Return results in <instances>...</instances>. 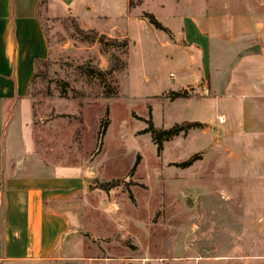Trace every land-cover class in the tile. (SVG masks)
<instances>
[{
  "label": "rangeland",
  "instance_id": "1",
  "mask_svg": "<svg viewBox=\"0 0 264 264\" xmlns=\"http://www.w3.org/2000/svg\"><path fill=\"white\" fill-rule=\"evenodd\" d=\"M140 1L126 18L125 0H89L90 11L79 14V21L42 2L38 13L50 56L30 87L28 109L3 106V174L46 173L50 165L35 161L42 156L55 166L59 161L92 172V192L78 210L83 247H69L63 254L68 259L56 264H264V112L259 107L254 124L242 115L254 83L264 77L227 73V84L216 91L209 81L212 86L213 67L211 76L191 75L207 52L190 21L204 9L211 16L226 10L222 3L230 0ZM247 1L231 7L242 12L239 4L246 8ZM149 13L173 32H156L144 16ZM177 14L185 15L188 40L200 44L193 54L176 35ZM74 25L94 28L97 39L81 40ZM217 56L210 47V64ZM109 58L123 67L110 72L106 92L80 67L89 62L107 72ZM105 116L108 124L98 139ZM28 118L33 135L24 127ZM189 123L201 126L164 141L158 151L157 133ZM106 183L116 186L104 191Z\"/></svg>",
  "mask_w": 264,
  "mask_h": 264
},
{
  "label": "crops",
  "instance_id": "2",
  "mask_svg": "<svg viewBox=\"0 0 264 264\" xmlns=\"http://www.w3.org/2000/svg\"><path fill=\"white\" fill-rule=\"evenodd\" d=\"M43 1L0 0V264H56L66 261L68 258L63 254L69 247H83V242L77 238V225L82 226L78 210L84 205L87 194L92 192V172L75 164L62 165L59 161L55 166V161H46L43 156L42 161H35L38 165L39 162L50 165L46 173L3 174L5 164L1 143L7 127L2 118L3 106L21 108V105H25L27 108L25 102L34 74V61L49 59L50 56L42 17L38 13ZM134 1L125 0L126 18H130L127 15L131 16V10L136 9ZM191 1L187 0V4ZM46 2L66 10L77 20L83 11H90L89 0H85L83 5L78 0ZM231 2L237 3V0L222 3L226 10L213 16L204 9L196 21H190L194 35L202 43L201 49L207 52L206 56L200 57L202 61L195 66L191 75L202 79L211 74L210 67H213L217 72L212 86L211 77L209 81L211 90L216 91L223 87V81L227 84V73L235 72L239 76L243 71H249L264 77V0H248L246 8L239 4L242 12L232 9ZM149 14L165 31L154 30L168 34L169 27L160 23L152 13ZM184 16L176 15L178 19L174 29L193 54V49L198 51L200 44H195L198 40H188L182 26ZM210 47L218 54L212 65L209 60ZM180 72L184 73V70L181 68ZM241 80L247 83L244 78ZM258 83H254L256 90L250 96L252 101L242 106L246 124H251L250 121L254 124V115L259 107L264 112V103H257L259 97H264V81ZM29 122L30 119L24 123V127H29L33 135ZM14 166L11 159L10 167L14 169ZM73 168L78 171H70ZM58 169L63 171L58 172Z\"/></svg>",
  "mask_w": 264,
  "mask_h": 264
},
{
  "label": "trees",
  "instance_id": "3",
  "mask_svg": "<svg viewBox=\"0 0 264 264\" xmlns=\"http://www.w3.org/2000/svg\"><path fill=\"white\" fill-rule=\"evenodd\" d=\"M131 6V4H130ZM145 18H147L148 23L153 26L154 29L156 30H160V31H165L160 24L155 20V18L151 15L145 14L144 15ZM74 31L76 33V35L78 37H80L81 40L85 41V42H94L97 39V33L94 30H89V31H83L81 29H79L76 25H74ZM107 45H111L114 46L116 48H125L127 46V41H122V42H117V41H109L107 42ZM109 71H101L98 68L92 66L89 62H86L84 65H82V67H80V70L82 71L83 75L88 79L91 80L92 78H98L103 84H104V88H106V92H109L110 89L108 88V84H107V77L110 74V72H115L116 70H121L122 69V64L118 63L117 61H115V59L113 58H109ZM48 64V59L45 60H35L34 61V74L32 76V79L30 81V87L34 81V79L37 76V71L38 68L41 66H45ZM29 87V90H30ZM29 93V92H28ZM113 93H106V96H113ZM179 97H184L181 95H178ZM107 119L106 116L102 119L101 123H100V128H99V133H98V139H100L104 132L105 129L107 127ZM201 125L199 123H189L183 126H175L172 127L168 130H164V131H160L159 133L156 134L155 139L157 140V144H158V151H160L161 149V145L164 141H169L172 138L178 136L180 133H186V131L192 129V128H199ZM153 133H155V131L152 130ZM99 148L97 149V151H99V149L101 148V143L98 144ZM137 164V161L135 163V166ZM133 170L132 169L129 172V176L133 175ZM104 186H107V188H102V190L106 191L109 190L110 188H112V186H116L115 184L112 183H106Z\"/></svg>",
  "mask_w": 264,
  "mask_h": 264
},
{
  "label": "built area",
  "instance_id": "4",
  "mask_svg": "<svg viewBox=\"0 0 264 264\" xmlns=\"http://www.w3.org/2000/svg\"><path fill=\"white\" fill-rule=\"evenodd\" d=\"M219 122H223V118L222 117H219ZM142 264H149V262L147 261H142Z\"/></svg>",
  "mask_w": 264,
  "mask_h": 264
}]
</instances>
